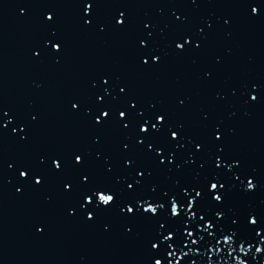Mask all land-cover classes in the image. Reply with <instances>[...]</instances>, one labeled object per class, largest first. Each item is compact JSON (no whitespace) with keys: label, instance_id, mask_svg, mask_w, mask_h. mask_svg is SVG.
<instances>
[{"label":"snow or ice","instance_id":"snow-or-ice-1","mask_svg":"<svg viewBox=\"0 0 264 264\" xmlns=\"http://www.w3.org/2000/svg\"><path fill=\"white\" fill-rule=\"evenodd\" d=\"M90 8H91V5H90V4H89V5H86V7H85V12L87 13L88 10H89ZM252 12H253V13H256V12H257V9H256L255 7H253V8H252ZM52 18H53V17H52L51 15H49V16L47 17V19H49V20H51ZM117 23H123V21H122V20H118ZM53 47H54V48H58L59 45H53ZM182 47H183V45L177 44V48H182ZM154 59H155V58H154ZM252 99L255 100L256 97L253 96ZM75 107H76V105L73 104V108H75ZM101 115L106 117V116L108 115V113H107V112H103V113H101ZM120 116H121V117H124V116H125V113H124V112H121V113H120ZM162 119H163V117H159V116L157 117V121H158V122L161 121ZM97 122H99V121H97ZM140 131H141V132H147L148 129L142 126V127L140 128ZM176 136H177V134H176L175 132H173V133H172V137L175 139ZM217 138L219 139V137H217ZM76 161H77V162H80V161H81V157L77 156V157H76ZM56 167H59V164H56ZM20 175L23 177V176L26 175V173L21 172ZM36 182H37V183H40L39 180H37ZM66 187H67V186H66ZM129 187H131V185H129ZM209 187H210V190H211V191H213V192H218V190L221 189V188L223 187V185H218L217 183H211ZM247 187H248V189H250V190L254 188V183H253L252 180H248V182H247ZM196 195H197V196H200L201 193H200V192H197ZM95 196H96V200H97L100 204L105 205V206L110 205V204L114 201V196L111 195V194H108V193H106V192H104V191H98V192H96V193H95ZM213 199L219 202V201L222 200V197H221L219 194H216V195L213 196ZM86 202L91 203V197H86ZM173 206H175V207L173 208ZM191 207H192V202L190 201V202H189V208H191ZM143 210H144V212H146V213H152V214H155V213L157 212V207H156V206H153L152 204H148L146 207H144ZM127 211H128L129 213H132V212L134 211V209H133L132 207H128V208H127ZM171 214H172V216H174V217L179 215V206H178L175 202L172 203V206H171ZM249 222H250L251 224H256V223H257V221H256L255 219H251ZM209 227H211V225H209ZM188 235L191 236L192 233L189 232ZM167 238L170 239L171 237H167ZM226 238H228V237H226ZM193 243H195V241H193ZM152 247L155 248L156 245L153 244ZM155 264H162V262H161L159 259H157V260L155 261Z\"/></svg>","mask_w":264,"mask_h":264}]
</instances>
